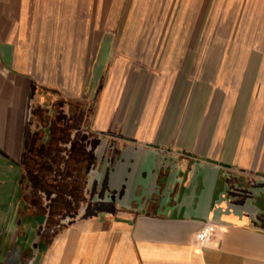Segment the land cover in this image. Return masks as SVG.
I'll return each instance as SVG.
<instances>
[{"label": "crops", "instance_id": "0c3cea01", "mask_svg": "<svg viewBox=\"0 0 264 264\" xmlns=\"http://www.w3.org/2000/svg\"><path fill=\"white\" fill-rule=\"evenodd\" d=\"M88 1L0 0V264L27 241L18 219L30 197L22 165L38 137L30 112L50 93L93 101L92 129L129 144L120 145L106 183L121 203L66 225L40 264H264V61L227 59L255 51L241 44L210 46L209 0H181L173 25L150 28V0H139L120 34L98 27V0ZM163 159L171 172L160 170ZM179 165L194 168L196 192L187 173L176 183ZM225 169L257 188L207 218L209 189L222 192ZM213 221L215 236L198 244L195 234Z\"/></svg>", "mask_w": 264, "mask_h": 264}, {"label": "flooded vegetation", "instance_id": "af4514ba", "mask_svg": "<svg viewBox=\"0 0 264 264\" xmlns=\"http://www.w3.org/2000/svg\"><path fill=\"white\" fill-rule=\"evenodd\" d=\"M35 106L37 110L32 108L30 119L34 136L38 137L30 146L44 147L48 151L50 146H62L71 153L68 151L69 154H65L66 150L63 152L64 161L61 164L64 174L58 175L63 185L52 188L49 195H46V190H39L35 200L32 193L35 186L32 181L28 184V205L18 219V223L23 225L22 231H25L27 241L18 246L7 264H40L47 244L66 225L121 203L120 197L108 188L105 179L120 157V145L129 142L92 129L93 101H70L50 93ZM71 154V163L66 166L65 156ZM233 175L236 174L232 172L228 180L231 189L234 187L232 182L237 181ZM23 176H26L25 172ZM256 181L252 179L238 186L246 187L244 197H253L259 182ZM235 191L229 194L239 195Z\"/></svg>", "mask_w": 264, "mask_h": 264}, {"label": "rangeland", "instance_id": "374dc122", "mask_svg": "<svg viewBox=\"0 0 264 264\" xmlns=\"http://www.w3.org/2000/svg\"><path fill=\"white\" fill-rule=\"evenodd\" d=\"M138 1L98 0V10L102 11V15L98 17V27L120 34L121 30L126 27L129 18L133 15L136 16L139 7L137 5ZM180 2L181 0H150L146 14L143 15L146 27H153L154 24H158L157 27H159V24L163 22H168L169 26L171 23L173 25L180 8ZM88 4V0L86 2L83 0V8L89 7ZM86 12H83V27L89 24L88 21H85ZM208 15V34L204 30V38L208 37V43L211 47L241 44L255 51L242 54L227 52L225 54L226 58L233 59L235 55H241L243 60L264 61V0H209ZM194 17H196V13ZM165 19L167 21H162ZM67 27H69V24H67ZM198 30L197 34L199 36L195 37L196 44L201 43V29ZM108 39L110 38L104 37L101 43ZM117 41H120V37L117 38ZM216 55V53L210 52V59L213 60ZM33 109L37 110L36 106ZM28 147L27 156L22 166L25 174L29 176L35 186L32 193L35 195L36 200L39 190H46V195H49L52 188L57 187L59 184L63 185V181H60L58 175L64 174L61 164L64 161V153L71 152L68 149H63L62 146H50L49 151L39 146L33 147L32 145V147ZM72 157V154L69 157L65 156L66 166L71 163ZM33 161L35 163L31 164ZM65 173L67 174V172ZM221 186L220 183L218 190ZM222 187H224V183Z\"/></svg>", "mask_w": 264, "mask_h": 264}, {"label": "water", "instance_id": "95a60500", "mask_svg": "<svg viewBox=\"0 0 264 264\" xmlns=\"http://www.w3.org/2000/svg\"><path fill=\"white\" fill-rule=\"evenodd\" d=\"M108 45H109V41L108 40L104 41L102 43V45H101V48H100V51H99V55H98L97 61L95 63V66H94V69H93V74H92V77H91V83H93V89L98 86L100 78H101V75H102V73L104 71L105 56H106L105 49H106V47ZM169 165L166 163V160L163 159L162 165L160 167V170L163 169L164 171H166L167 168L170 167L169 171L171 172L173 164L170 165V166ZM216 170H218V175L215 176L214 185L217 182V179L219 177V172L221 170V166H217ZM181 172L183 174L187 173L186 187L187 188L194 187V191L196 192L199 184H198V177H196L197 173L195 172L194 168L188 170L187 167H183L182 165H179L177 174H180ZM226 173H229V175H226L224 177V187L222 189V192H220V194H218L217 196L214 197L213 196V194H214L213 192H214V187L215 186H213V187H211V189H209V192H208L209 193V195H208L209 196V200H208V203H207V205H208V208H207L208 209V215L206 216L207 218L209 217L210 213H212L213 215H222V214L226 213L227 211H232L235 208L234 205H236L234 201H236L239 197L240 198L244 197V194H245L244 193V189H246V187L244 186V187L238 188V186L241 184V183H239V178H240L239 176H241V174L233 172V174H236V175H233V176H235V178H237V179H235L237 181L235 183L232 182L234 187H232V189H231L228 180L231 178L232 171H230L229 169H225L224 174H226ZM128 176L129 175H127V177ZM202 176H203V172H202ZM107 179L108 178L105 179L106 183H107ZM184 179H185V176H182L181 174L177 177V182L176 183L179 184V187H181ZM259 182H264V180H259ZM235 189H238V190L235 191ZM248 190L251 191V188H248ZM233 191L237 192L239 195L233 196L232 194H229V192L231 193ZM201 193H202V191H201ZM195 196H196V194H195ZM199 199H201V197H199ZM248 199L249 198L246 199V202L244 204H240L242 208L245 207ZM254 200H255V198H254Z\"/></svg>", "mask_w": 264, "mask_h": 264}, {"label": "built area", "instance_id": "2783aa9c", "mask_svg": "<svg viewBox=\"0 0 264 264\" xmlns=\"http://www.w3.org/2000/svg\"><path fill=\"white\" fill-rule=\"evenodd\" d=\"M217 224L215 222H209L200 228L195 234V240L198 244L204 245L211 241L215 236Z\"/></svg>", "mask_w": 264, "mask_h": 264}]
</instances>
